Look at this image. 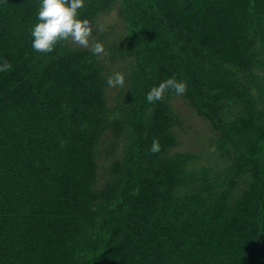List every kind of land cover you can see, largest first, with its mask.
<instances>
[{
	"label": "trees",
	"instance_id": "1",
	"mask_svg": "<svg viewBox=\"0 0 264 264\" xmlns=\"http://www.w3.org/2000/svg\"><path fill=\"white\" fill-rule=\"evenodd\" d=\"M40 3L0 0V264H264V0H85L99 60Z\"/></svg>",
	"mask_w": 264,
	"mask_h": 264
},
{
	"label": "clouds",
	"instance_id": "2",
	"mask_svg": "<svg viewBox=\"0 0 264 264\" xmlns=\"http://www.w3.org/2000/svg\"><path fill=\"white\" fill-rule=\"evenodd\" d=\"M85 7V0H41L38 10V23L31 31L32 48L39 54L51 53L63 42H71L84 49H90L98 60L106 54L104 44L93 37V26L87 19H79V10ZM7 60L0 61V72L10 70ZM106 83L109 88H123L125 75L115 72L108 76ZM169 91L177 96L186 94L187 84L169 78L158 86L152 87L146 94V101L153 104L162 101ZM161 150L158 139H154L150 148L156 154Z\"/></svg>",
	"mask_w": 264,
	"mask_h": 264
},
{
	"label": "rangeland",
	"instance_id": "3",
	"mask_svg": "<svg viewBox=\"0 0 264 264\" xmlns=\"http://www.w3.org/2000/svg\"><path fill=\"white\" fill-rule=\"evenodd\" d=\"M177 107L182 111V107H185L184 111H182L183 113H185L188 116L189 122L191 123V127L192 130L190 133H186L185 134V139L187 140V142L194 147L195 145H197V141H199L200 145H203L207 142L206 139H204L201 134L200 131L201 129L204 128V131L207 132L206 126L208 127L207 123L204 122V120H202L200 117H195L191 111H189V106L186 104L185 106L181 103H179V101L176 102Z\"/></svg>",
	"mask_w": 264,
	"mask_h": 264
}]
</instances>
